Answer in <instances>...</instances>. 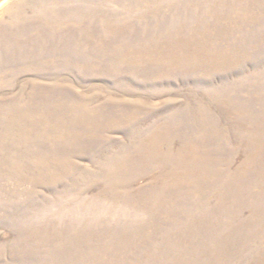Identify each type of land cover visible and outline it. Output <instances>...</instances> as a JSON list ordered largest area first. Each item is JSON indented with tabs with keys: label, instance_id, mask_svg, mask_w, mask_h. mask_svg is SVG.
I'll list each match as a JSON object with an SVG mask.
<instances>
[{
	"label": "rangeland",
	"instance_id": "1",
	"mask_svg": "<svg viewBox=\"0 0 264 264\" xmlns=\"http://www.w3.org/2000/svg\"><path fill=\"white\" fill-rule=\"evenodd\" d=\"M231 1L235 6H222L220 0H0V110L11 106L25 124L22 92L42 104V117L35 122L62 125L54 129L56 137L65 138L64 146L37 133L21 139L24 132L14 130L10 119L3 122L0 264H201L199 254L230 249L235 258L222 264L258 259L264 249V191H258L253 206L244 200L251 207L235 195L248 199L243 190L264 184V149L256 150L264 146V131L252 132L256 124L264 127V22L237 18L256 12L264 20V0ZM250 5L255 10L246 12ZM199 14L203 23L196 20ZM144 21L154 29L152 41L119 43L127 35H148ZM235 21L243 26L238 31L230 27ZM218 26L229 27L217 40L226 59H238L240 49L247 54L244 64L198 69L186 59L165 60L173 48L194 46V37L179 41L184 31ZM71 37L86 42L84 69L66 76L55 90L30 82L44 81L32 71L38 46ZM111 42L119 54L129 47L141 58L91 53L109 50ZM233 109L256 114L243 112L237 119ZM170 141L175 151H189L193 144L233 164L223 188L215 184L227 207L221 196L202 204L212 196L208 186L175 189L157 182L169 172L164 167L173 169L166 157L175 155L166 156L165 150L146 152L157 151L168 164L153 162L142 168L144 174L120 168L137 148ZM247 162L240 178L233 174ZM141 189L146 194L139 200L135 195ZM163 196L171 203L162 205ZM229 213L237 218L224 219ZM237 219L249 221L246 229L228 233ZM108 241L112 244L102 245ZM256 264H264V257Z\"/></svg>",
	"mask_w": 264,
	"mask_h": 264
},
{
	"label": "bare ground",
	"instance_id": "2",
	"mask_svg": "<svg viewBox=\"0 0 264 264\" xmlns=\"http://www.w3.org/2000/svg\"><path fill=\"white\" fill-rule=\"evenodd\" d=\"M220 1H221L222 6H225V5L235 6L233 1L231 0H220ZM0 6H1V3H0ZM139 7H141V5H139ZM244 9L246 12H253L255 10L254 5L244 7ZM202 16H203L202 14H199L196 16L197 22H200V23L202 22ZM237 19L244 21L246 23H254L255 21L256 23L261 22V21L264 22L263 17L260 14L256 15V12H253L251 15L246 14L245 20H243L240 17H238ZM144 22L146 24L145 25L143 24L144 25L143 29L145 31H148V35L145 34L144 31L141 36L135 37L133 39H129L130 36L127 35L123 37V39L119 38V43L126 44L129 42H135V43L145 42V40L152 41L151 38L153 36L151 37V35L153 34V32H151L150 30L153 29V27L151 23L146 22V21ZM235 24L236 25H233L230 27L236 29L237 31L243 27L240 21H235ZM129 28H131V26H129ZM208 28L213 29V32H215V34L214 35L210 34L209 31L207 30ZM227 28L229 27H226V28H222L221 26H218L216 28H212V27H200L199 28L198 27L197 29L196 28L188 29L189 31H184L186 33L179 37L180 38L179 41L181 42L186 41L185 38L187 36H189L190 39L194 37L196 38V42L194 46L187 47L184 50L178 47H176L177 49L173 48V51L169 50L167 52L165 60H175V61L178 60L179 61V60L186 59L188 60L187 63H192L191 65H193L194 68H198V69L212 67L215 69L229 70L230 69L229 66L234 65L236 62L239 65L244 64L246 60L243 57L247 56V54L244 51L241 52L240 49H237V52L235 53V55H237L238 59L236 57L235 58L230 57L226 59L227 53L225 52V49L222 46L217 44V40L222 34V32L227 33ZM257 28L258 27H256V30ZM75 30L76 29H74V31ZM71 31H73V29H71ZM181 32L183 31L179 30L174 33H171V38L176 37ZM79 35L81 38H84L82 33H79ZM90 42L94 45L102 46L100 42H97V41H90ZM84 43L86 42L79 41L75 39L74 37H71L70 39L66 41H59V40L53 39L48 44H45L43 46L42 45L38 46L39 53L31 62L33 64L32 71H33V75L37 79L40 78L44 81L39 82V81H35L34 79H30V82L40 84L44 88L45 91L55 90L61 87L63 84H65L66 76H68L71 73L79 72L82 69H84L83 58L86 54L85 49L83 47ZM106 49H109V50L101 51L97 49V51H91V53H95L98 55L107 54V55H110L111 58L113 57L114 59L116 58L117 54L121 53V50L118 47V45L113 42H111V45L107 47ZM124 49L125 50H122L124 53L119 54V55L124 56L125 53H127V54H133L135 56L134 59L136 60L141 58L138 55L139 50L138 52H135L129 49V47L124 48ZM256 49L260 50V48H256ZM130 52H135L137 54L130 53ZM192 52L194 56H189L192 54ZM152 54L153 52L149 51V56H152ZM93 63H95L93 65L94 67H96L95 65L98 64L96 61H94ZM169 66L173 69L175 67L174 64L169 65ZM165 67H166V70H170V67L168 66H165ZM15 73H12L10 75H15ZM18 97L20 99V107L24 110L23 122L26 125L21 123L18 116L17 117L14 116L15 115L14 111L10 106L6 112L4 110L3 111L0 110V128L6 119H10L9 123L12 124V127L14 128V130L25 133L21 139L26 138L27 133H31L34 135H36L37 133L40 136V138H43V139H53L54 137H56V130L54 128L56 127L58 129H61L62 125L54 124L53 128L52 127L48 128L50 126L46 123H43V122L39 123V121L35 122L36 120H39L42 117L41 115H42L43 109L39 108V106L42 104H40V102L38 103L32 102L30 98L25 96L24 93L22 92L19 94ZM6 105L8 106L9 102ZM231 112H232V115L233 116L235 115L237 119H239L238 116H240V114H242L243 112H245L248 115L256 114L252 110L243 111L241 109H233L231 110ZM261 119H264V118H260V120ZM255 120L256 119H254V121ZM243 121H246V123H248V120H243ZM249 126L250 124L245 125V127H249ZM262 131H264L263 126H260L258 124H256V126H253L252 132L260 134ZM257 136L258 134H256V137ZM256 137L253 136V138H256ZM3 138H5V134L0 133V139H3ZM56 138L58 139L56 146H58L59 142H61L60 144L61 146H64L65 138H63L61 135ZM237 138H239V136H237ZM166 143L168 142H165V144L164 143L149 144L147 146L137 148L136 151H133L132 155H129V157L125 158L120 168L126 171L127 170L136 171L137 175L138 173L144 174L145 172L142 168L149 167L153 162H160L161 164H168L166 161H161V157L163 156H160L161 154L159 155L157 151L152 155H149L146 152L147 151L152 152L155 150V148L165 150L166 156L169 154H174L176 156V157L175 156L166 157L167 160L170 161V163H173L176 165L171 164L173 169L164 167L167 170H169V172L159 177L157 179V182H160L161 185L163 184L166 186H172L175 189L184 188V189L192 190L195 187L204 188L208 186L213 190L212 196L210 197L209 201L207 200L208 202L202 203V204H208L212 199L214 200L217 196L218 197L221 196L222 206L227 207L225 200H224L225 194L224 192H219V191L223 188L222 181H224V179L225 180L231 179L232 172L231 170L229 171L228 168H230L233 164L228 163L230 161L226 160L225 158L220 159L218 157H215V154L213 155L210 151L206 149H202L201 147H198L193 144L189 146V151H186V150L175 151L173 150L175 147L173 141H170L171 144H166ZM175 148H178V147H175ZM54 149H56V147H54ZM262 149H264V146L256 147L257 151H260ZM183 152H186V156L183 155ZM209 156H212V157L210 158ZM249 165H250V162H247L243 167L241 168L240 166L237 167L236 171H234L233 174L236 175L238 178H240L241 174L245 172V170L248 168ZM218 177H220L219 180H217ZM217 182L220 185L219 191L215 190V184H217ZM243 191L248 194V197H249L248 199H244V195H245L244 193L243 194L239 193L238 197L237 195H235V198L242 202H244V200H248L250 201L248 203L251 204L252 202L251 206H253L254 204H256L255 199H260L257 193L258 191H264V184L250 187L249 191L248 190H243ZM145 194H146L145 191L141 189L138 191V193H136L135 196L139 200H141V197L145 196ZM162 199L164 201L162 205H165L166 203L168 204L171 203L170 197L165 198L163 196ZM163 201H158V202L162 203ZM245 205L249 206L247 203H245ZM261 205L263 204H260L259 206ZM263 208H261L260 210L262 211ZM213 209L215 210V208ZM236 211H237V215L239 216L242 215L241 208H237ZM262 212L264 213V211ZM262 212L259 211V213H262ZM216 214H219V213L217 212ZM255 214H258V212L256 211ZM190 215L191 214H187V216H190ZM237 215L234 216V215H231L230 213L227 215L224 214L225 217L223 218L229 221V219L231 218H234V217L237 218ZM248 222L249 221H245L242 219L240 221L238 220V223H236L235 225L233 226L228 225L226 231L228 233H233V232L235 233L236 231H243L246 229L248 225L245 223H248ZM110 244H112V242L108 241L106 243H103L102 245H110ZM136 244H140V243L137 241ZM105 253L106 251L100 252L99 258L102 259L103 257H105ZM195 255L196 254H194V256ZM234 256H235V253L230 249V250H226L225 252H217V253L216 252H204L203 254H199L198 258H201V264H222L224 261L235 258ZM236 256H239V254L236 253ZM263 257H264V249H261L258 255V259L254 258L252 261H250V264H256L257 262L261 261ZM188 259H194V258H188ZM230 263H231L230 261L227 262V264H230Z\"/></svg>",
	"mask_w": 264,
	"mask_h": 264
}]
</instances>
